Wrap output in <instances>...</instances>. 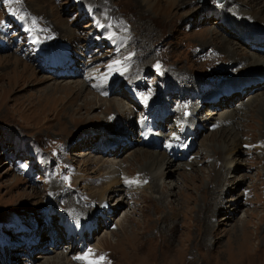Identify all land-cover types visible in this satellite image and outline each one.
I'll return each mask as SVG.
<instances>
[{
  "label": "rangeland",
  "instance_id": "1",
  "mask_svg": "<svg viewBox=\"0 0 264 264\" xmlns=\"http://www.w3.org/2000/svg\"><path fill=\"white\" fill-rule=\"evenodd\" d=\"M243 2L248 9H264V0ZM133 3L132 0H0V39L7 41L0 49V244L8 247L3 253L0 247V264H64L62 253L74 246V239L62 242V226L67 224L63 223L68 217L78 222L95 215L101 211L97 208L110 199L112 210L101 211L110 216L108 221L103 217L96 220L98 226L85 235L86 242L75 244L77 249L68 258L78 261L80 255L96 262L88 260V264H264V138L259 139L264 131V117L257 116L260 113L254 103L248 108L249 126L254 132L237 130L238 136L232 144L227 135L222 137L225 134L215 135L212 129L197 130L199 126L191 127L186 122L193 113L185 105L198 96L185 95V85L177 90L179 83L174 79L177 67L188 73L185 75L188 79L217 89L249 78H264L263 69L252 73L253 65L229 76L208 77L216 67L223 66L216 60L223 54L215 42L228 34L215 24L217 16L196 25L193 19L198 17L202 21L208 11L219 10L232 22L239 23L242 17L233 12L229 15L225 0L220 6L215 0H191L188 4L181 3L168 20L160 17L150 22L152 35H148V29L142 28L143 22L136 18ZM96 16L100 25L95 23ZM201 28L205 30L199 34ZM213 33L219 34L216 41H212ZM209 35L211 40L207 39ZM66 37L72 39V44L61 42ZM230 38L228 42L236 56H257L246 51L249 46L239 35ZM209 43L218 47L217 57L214 56L217 51H211L212 44L198 47ZM63 47H68L71 58L65 57ZM123 49L124 52H119ZM55 52L57 55H53ZM210 53V59L215 60L212 64L202 60ZM141 55L148 65L142 66ZM77 57L84 58L85 63L78 62ZM257 57L264 61L263 57ZM95 71L112 72L100 80H109L107 86L111 83L103 92L105 95L96 90L98 81L91 77ZM53 72L55 78L51 76ZM118 78L122 81L115 83ZM112 84L114 91L110 89ZM217 89H209L202 103L195 105L196 119L213 110L210 104L215 102V93L213 96L212 92ZM95 90L104 100H93L88 93L95 94ZM226 91L221 94L227 97ZM263 92L264 85L243 92L242 99H234L228 108L245 101L247 96L258 98ZM88 98L93 100L91 105L85 102ZM147 103L154 107L147 122L156 121L154 112L159 106L168 108L166 121L171 118L168 122L172 127L161 124L160 117V124L156 121L153 126L161 132V137L181 134L186 126L192 128L190 154L182 162H195L191 173L177 165L181 162L174 163L173 175L154 193L149 189L150 184L143 182L148 175L144 165L148 158L144 160L136 154L162 153L165 148H148L146 144L138 148L134 143L140 136L136 135L134 119L143 115L141 110L149 112ZM123 111L129 117V124L107 129V124L121 118ZM173 118L181 123L177 128ZM123 133L129 134L134 145L130 148L121 143L120 149H116L114 144L120 142ZM101 140L103 145H113L110 150H119L115 152L117 155L107 153L109 150L103 152ZM28 150L35 153V159H23ZM223 158L225 164L221 166ZM115 162H119L118 166ZM124 166L126 174H138L137 180L130 182L129 178L128 185L120 187L121 191L115 184L110 185L118 191L112 194L114 198L104 201L98 196L100 187L90 186L92 190L88 191L101 202L91 203V194L88 196L84 186L115 167L123 176ZM83 179L85 184L79 183ZM60 189L67 208L74 202L89 208L76 219L78 214H69L59 204H51L53 194L60 193ZM158 198L163 201L156 202ZM10 220L23 221L26 231ZM33 230L41 240L36 246L31 243L33 252L28 251V245L14 248L15 244H9L29 241L25 238ZM35 239L36 236H31L32 241ZM51 241L53 248L48 245ZM97 246L98 251L104 252L89 255V250H96ZM39 255L42 256L36 258Z\"/></svg>",
  "mask_w": 264,
  "mask_h": 264
},
{
  "label": "bare ground",
  "instance_id": "2",
  "mask_svg": "<svg viewBox=\"0 0 264 264\" xmlns=\"http://www.w3.org/2000/svg\"><path fill=\"white\" fill-rule=\"evenodd\" d=\"M132 1L134 2L133 6L136 8L135 9L136 10V15H137L136 18L138 20H140V22H143L142 28L148 29L146 31L148 33V35H152V30H151L152 28L151 29L149 28L151 26L149 24L150 22H153L155 19L160 18V17L162 19L168 20L171 16L175 15V12L177 13L178 8L182 5L181 3L186 2L185 4H188L191 0L190 1L189 0H132ZM225 1H226V3H225L224 6L227 9L225 7L224 8L226 10H228L229 12H231L229 15H231L232 12H233V13H237L238 15H240L242 17L239 23L232 22L230 19H229L230 20V22H229L228 17L224 14V12L222 10H219L218 13H215V11H213V12L212 11H208L206 13V16L204 17V19L202 21L198 17L196 19H193V23H195L194 25H196L199 22L203 23V22L208 21V17H214V16L216 17L217 16V18L215 20V24H217L219 27H221L228 34V35H226L224 37L222 36L223 38H221V39H219L217 41L214 40V39L219 34L218 33L217 34L213 33V35H212V36H214L212 38V41H216L215 45H217L220 48V52H221V54H223V56H221V58L216 59V60H219L221 62V64H223V66L216 67L212 71V73L208 75L209 79L226 76L224 74H227V76L232 75V74H236L239 71V69L246 68L248 65H253V70H254L252 72L253 74L256 72L255 70H259V69H263L264 70V61H261V59L257 57V56H259V57H263L264 58V53H261L259 50L252 49V46H255V47H260V48H262L264 50V9H256V10L254 8L253 9L252 8L248 9L246 6H244L245 4H244L243 0H225ZM108 2H110V1H108ZM106 4H108V3L106 2ZM106 8H108V5H107ZM184 15L188 16V15H190V13H186ZM234 15H236V14H234ZM234 17H238V16H234ZM136 18H135V20H136ZM111 19H115V18L112 16ZM129 19H126V21L127 22H131V21H129ZM146 20L148 22H145ZM96 21H98L97 16H96ZM95 23L99 24L100 22L98 21V22H95ZM204 30L205 29H203V28H201V30L199 29L198 30L199 34L202 31H204ZM235 34L239 35V37H241L243 40L247 41L250 46L252 45L251 47H249V50H253V52L249 51L248 49L246 50L243 47L244 50L248 51L249 54H255L257 56H253V55L250 56V57H248L249 55H244V56L243 55L242 56L237 55L236 56V53L234 52V48L228 42L231 39L230 36L235 35ZM207 39L211 40V35H209L207 37ZM62 40H61V42H67L68 41L70 44H72V42H73L72 39H70L68 37H66L64 39L66 41H64V40L62 41ZM194 43H192L191 45H195ZM210 44H212V43H209L207 45L203 44L201 46H198V45L197 46L198 47H209ZM215 45L211 46V48L213 49L211 51H212V53H213L214 50L217 51V52L214 53V56L217 57V55L220 54V53H219L218 47L217 48L214 47ZM78 49H75V50H78ZM78 51H80V50H78ZM124 51L125 50L123 49V50H120L119 52L122 53ZM196 51H193V52L196 53ZM63 52H64V54L67 57H69L68 47H63ZM75 52L78 53L77 51H74V54H75ZM53 55H57V52L53 53ZM210 55H212V54L210 53L206 58H204L202 60H204L205 63L207 61H209V64H212L215 60H214V58L210 59L211 58ZM58 58H59V56H58ZM140 59L143 60L141 62L142 66L148 65L146 63V61L144 60L142 55H141V58H139V60ZM154 59H156V57ZM73 60L75 61V59H73ZM83 60H84V58L79 59L77 57V61L78 62L82 61V62L85 63V61H83ZM48 61H49V59H48ZM50 61H51V59H50ZM170 67H171V65H170ZM175 67H176V65H175ZM175 67L172 68V69H175ZM202 69H203V67H202ZM181 70L183 71V69H181V68L180 69H178V67L176 68V76H175L174 79L177 81V83H179V84H177L176 89L180 90L182 88L181 85H185V88L187 89L185 95L193 97L192 95L194 94V95L198 96L197 100L190 99L189 101H191V100L192 101L191 102H187V104L185 105V107L188 109V111H191V113H193L191 118H189L186 121L191 127L199 126V128L197 130H201V129L210 130V129H212V133L215 132L214 133L215 135L218 134V133L219 134H221V133L225 134L222 137H226V135H227V140L231 144L233 142H235L236 137L238 136L237 130L241 129L243 133H246V132L250 133V131L254 132V130L252 128H250V126H249L250 125L249 112L251 110L248 109V108H252L253 104L256 103V108H258L257 113H260V114H257V116L263 115V117H264V92L262 94H260L258 96V98H256L257 96H253V97L252 96L251 97L247 96L246 97L247 99L245 101L241 102L240 104H238L235 107L228 108V104H231V102L234 99H236V98L237 99L239 98L238 100L242 99V93L243 92L249 93V92L253 91L254 89H259V88L261 89V87L264 85V78H254V79L253 78H249V79H246V80H241V82L240 83L238 82L236 85H232V84L228 85V86H231L230 88H228V86H225L223 88L219 87L220 89H217L218 88L217 86H209V85L207 86L206 84H203L200 81L198 82V80H196V79H191V78L188 79V76H185L188 73L186 71H185V73H182ZM73 73L76 74V72H73ZM110 73H112V72L99 73V71L98 72L95 71L94 74L91 77H93L94 81H98V83H99L100 80L103 79L102 77H104L106 75H109ZM53 75H54V72H53V74H51V76H53ZM55 76H58L57 72L55 73ZM59 76H61V75H59ZM247 76H249V75H247ZM239 77H241V76H239ZM241 78H244V77H241ZM209 81H211V80H209ZM252 82H253V84H252V86H250V83H252ZM14 85L16 86V84H14ZM197 85H200V87L198 88ZM114 86H115V84L110 87V89H113V91H114ZM214 88L217 89V90L214 91V93H215V102H214V104L212 103L213 105L210 104V107H212L211 109H213V110H211L209 112H206L204 118H200V119L197 118L198 119V121H197V119L195 117V114H194L195 105L198 104V106H199L202 103V100L204 99V97H206V92L209 89H214ZM238 88H242V93L239 94ZM224 89L227 90L226 93H232V95H230L229 98H226L224 95L221 94L224 91ZM232 90H235V91L233 92ZM92 92H94V90ZM170 92H172V91L170 90ZM216 92H217V94H216ZM88 94L93 96V100L97 99V98L100 99V100H104V98L101 99V98H99L97 96L98 93H97L96 90H95V94L96 95L92 94V93H88ZM233 97H235V98H233ZM90 98H92V97H90ZM93 100L88 98V100H86L85 102H86V104H90L91 105ZM122 103H124V102H122ZM109 105H111V103ZM224 105L226 107H224ZM218 106H220V107H218ZM224 108H225V110H224ZM166 109L168 110L167 107H166ZM169 111H170V109H169ZM120 114H121V116H119V117H121V118H118V120L112 119V125H110L111 123L107 124V129H109V128L115 129L116 127H121V125H123V124H129V117H125V112L123 111ZM238 119L240 120L239 122H238ZM262 119H264V118H262ZM244 120H246V122H244ZM247 120L249 122H247ZM145 128L146 129H151V132L150 133L145 132L144 135H143V139L142 140H139V139L136 140V142H134L136 144L135 147H138V148H139V146L142 147V146H144L145 141L148 142L150 140H154V143L155 142L158 143L159 139L161 138L162 135L160 136V133H158V135H156V131L153 128H151L150 125L148 127H145ZM156 128H159V126L157 125ZM190 129H192V128H190ZM190 129L188 128V126L183 128L182 131H181V133L184 132L183 136L182 135H178V136L167 135L166 137L169 139V143L166 145V147H165V149L163 150L162 153H155V152L152 153L153 152L152 151V152H146V153L145 152H140V153L136 154L138 157L144 158V160H146L148 158V161H145V163H144V165L146 166V170L148 172V175L143 180V182L150 184L149 185V189H151V191L153 193L155 191H159L161 186L165 183V180L173 175L174 170H172V169H174L173 168L174 167V163L181 162V163H179L177 165H180L184 169H188L187 171H189V173H191L193 171L192 170V165H194L195 162H193V163L192 162L191 163L182 162V160H185L188 157V155L190 154V150L191 149L189 147L192 146V143H193L192 133H191ZM262 129H264V128H262ZM259 133L262 134L260 132V130H259ZM128 135L129 134L123 133L120 142L118 144H116L117 145L116 149L119 148L120 145H122L121 143H125V144L128 145L127 141L131 142ZM90 138L92 139V137H90ZM255 138H256V136H255ZM262 138H264V131H263L262 137L259 138V139L261 140ZM252 139H253V136H251V141H253ZM259 139H257V140H259ZM100 143L102 144L101 145L102 148H100V149L103 152L109 150L107 153L112 154V155H117L115 152H117L119 150H117V151H116V149L114 151L110 150V148L113 147L112 144L106 143L105 145H103V141L102 140H101ZM160 145H161V143H159V146ZM222 145L225 146V143L222 144ZM147 147L150 148L149 146H147ZM178 149L179 150H184V151L176 152ZM225 149H227V147ZM119 153L120 152H118V154ZM118 163L119 162H115L114 165L118 166ZM224 164H225V159L223 158V162L221 163V166L224 165ZM213 167H215V165H213ZM126 168H127L126 166L122 167V169L124 171V175L123 176H120L121 173L119 172L118 167L117 168L115 167V169L113 171H110V170L107 171L106 170L107 172L105 173L104 176L101 174V175H99V178L94 179V180H90L89 185L86 184V186H84V189L88 192V196L91 194L90 192L92 190L90 186H93L94 188L100 187V188H98L99 189L98 190V196H99V198L101 200L110 199L111 196L114 198V196L116 195L115 193H117L118 190L114 191L113 190L114 188L112 189L111 186L113 184H115V187L120 190V187L121 186L124 187V184H125V186L128 185L129 178H131L130 182H135L137 180L138 174L137 173L126 174L127 173V172H125ZM178 169H180V168H178ZM164 170L168 171V173L164 174ZM219 178L221 180H223L221 175H219ZM84 182H85V179L79 180V183H84ZM130 186L133 189L136 188V186H133V185H130ZM88 189H90V192L88 191ZM59 191H60V193H58V194L54 193L53 194L51 204L52 203H55V205L59 204V208L61 210H66V212L69 213V214L70 213H72V215H73V213L78 214L79 216H76V219L78 217H80V215L84 214V211L87 208H89V207H87L85 209V206L80 204V203H79V205H80V207H79V205H77L76 202L70 203L69 204V208L70 209L67 208V206H66L67 202H66L65 196H62L64 194V192H62V189H60ZM109 191H111V192L108 195ZM113 193L115 195H112ZM106 194H107V196H106ZM131 194H137V193H131ZM94 197L91 194V196H90L91 203L94 202V201L101 203L100 201H97L96 198H94ZM73 198H74V196H73ZM131 198L135 199L133 195H131ZM111 200L112 199H110V200H108L106 202H103L104 203V204H102L103 207H101L100 209L97 208V211L101 210V211L104 212L106 210L107 211L108 210H112V209H110L111 207H110V204H109V202ZM162 201H163V199H161V198H158L156 200V202H158V203L162 202ZM74 205L77 206V208H75ZM87 206H89V205H87ZM92 216H94V214ZM99 218L93 217V219L95 220L96 224L98 223L96 220H99ZM75 228H77V227H75ZM78 230H79V227H78ZM78 230L74 229L75 238H74V240L72 239L74 246H75V244H77V246H78L79 244H81V242H82V244L84 242H86L85 239H83L85 237V235H83V237L80 238L81 237V231L79 232ZM77 236H79V237L77 238ZM62 239H63L62 242H64L65 241L64 240L65 239L64 236H62ZM74 246L71 249H69V248L67 249L66 248L67 250L64 251V253H62L61 261H64L62 263H64V264H79V263H83V260H84L85 264H88V260H90V259H88V260L83 259V257H85V256H80L79 255L78 261L73 260L72 258H68V256L70 254H73L75 252V250L77 249ZM82 247L86 248L84 245ZM63 248H65V246H63ZM63 248L60 247L58 249L61 250ZM98 249L100 250V248L98 246H97L96 250H91L90 249L89 250L90 251L89 255L93 254L94 252H95V254H97L99 252H104V250L98 251ZM28 251L31 253V252L34 251V248L31 246ZM47 251H49V250H47ZM41 256L42 255L36 256V258L41 257ZM91 261L92 260H90L89 262L91 263ZM92 262L96 263L94 261H92Z\"/></svg>",
  "mask_w": 264,
  "mask_h": 264
}]
</instances>
